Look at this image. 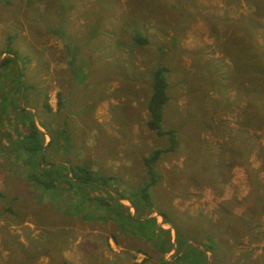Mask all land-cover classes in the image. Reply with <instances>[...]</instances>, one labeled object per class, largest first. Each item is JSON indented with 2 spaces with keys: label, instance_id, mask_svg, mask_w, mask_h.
Here are the masks:
<instances>
[{
  "label": "rangeland",
  "instance_id": "rangeland-1",
  "mask_svg": "<svg viewBox=\"0 0 264 264\" xmlns=\"http://www.w3.org/2000/svg\"><path fill=\"white\" fill-rule=\"evenodd\" d=\"M80 1L82 0H9L8 2L0 0V59L10 55L4 52L5 48H10L15 50L18 56L26 55L34 58L39 63L35 67L36 72L32 70L27 78L25 75L22 78L26 83L38 80L36 83L39 90L34 93H38L36 98L41 102L46 97L49 103L50 95L53 96L52 94H54L55 83L58 84V92L64 94V89L58 79L62 75L49 72L50 69H55L56 62L58 65L60 64L59 61H56L57 59L50 56V45L53 38L59 39L56 35V30L65 26L67 17L71 22L74 21L73 15H71L73 10L67 7L73 4L78 6L79 9L80 4L78 3ZM102 2L105 3V6L101 12L104 13L108 26H111L112 21L116 18L111 15L120 12V8L117 7L118 3L121 2L120 6L123 5L126 9L132 5H137V11L145 16L146 30H151V32H146L151 36L149 45L154 48L159 46L161 49L155 54L153 53L154 57H152L153 55H151L152 52L150 51L151 53L149 54L153 62L166 64L170 69L166 88L168 98L163 106L160 125L163 129L176 128L175 137L179 143L178 148L175 150L163 152L160 164L166 165L168 168L166 166L162 169L156 168L157 170L155 171L161 174V180L154 186L147 188V197L155 203L156 208L164 211L174 222L177 220L175 221L172 218V210L168 208L166 201V197L170 193H173V195L169 199V204L174 209H180L179 211L187 216L194 217L200 214L201 218L214 220L217 218V210L223 204L221 201L230 198L240 201L246 197L248 190L246 170L242 165H231L226 169L229 159L227 146L231 143L229 137L234 132L235 121L241 115V106L245 100V91L241 83L244 85L247 83L244 80L237 83L233 82L231 61L221 51L219 42L223 41L232 31V23L227 19L235 20L238 16L247 15L250 7L244 4L242 0H102ZM90 9L91 5L85 11L90 12ZM66 10H70L69 14ZM99 18H102V16L99 15ZM86 21L87 19H81L80 21L76 20L75 23L81 22L80 26H83ZM259 22L262 27L255 33V39L258 43L263 44L264 18H260ZM138 29L142 33L139 27ZM213 31L215 32L213 33ZM157 37L160 40H157ZM142 54L143 52L139 50L137 56H134L133 62L140 59ZM17 64L20 63L18 62ZM137 64L142 66L139 62ZM7 75L8 70L0 68V123H3L6 113L11 111V107L8 104L9 100H7L9 92L14 98L18 96L17 87L8 80ZM138 79L141 81L144 79L143 81L145 82L138 81L132 85V91L136 94V97L134 98L133 94V100L130 99L129 103L123 104L124 106L131 105L132 101L135 102V105L142 102L141 98L144 96L145 84H147L149 77L148 75L138 74ZM110 83L111 81L108 84ZM116 87L118 86L113 80L109 89ZM12 90L16 93L13 94ZM205 91L206 95H204ZM34 93L28 91L24 98L28 99L27 96L33 97ZM98 95H92L91 97L92 99H94L93 97L98 98ZM25 99H23V103L27 104ZM105 99L117 98L107 97ZM17 100H19V96ZM87 101L90 104L93 100ZM262 101L264 105V96ZM218 103H220V106H218ZM40 104L34 109L38 127L40 126L37 121V115H41L46 120L49 117L44 110H41ZM206 105L212 106L210 110L207 111L205 109ZM106 108L107 113L113 111L112 106ZM39 110H41V113H38ZM18 115V111L13 113L14 117ZM128 117H135V115L132 111H128ZM10 121L8 122L10 123ZM48 126L50 127V123H48ZM8 129H12V125H9ZM250 133L254 148L246 162L249 163L251 168L256 170L255 178L261 185L259 193L264 194V189H262L264 186V169L261 168V163L263 162L259 156V148H264V127L253 130ZM89 141L91 142L92 138ZM134 141L139 143L138 146L142 147L141 153L145 152V154L152 148L167 145L165 136L157 137L151 130L145 133L144 137H139L138 139L133 137L131 145H133ZM59 144H56L51 154L53 157L50 156V158L58 168L65 169L64 162L68 164L71 162L70 159H59L63 158V156L59 155L57 151L59 149L60 152L64 151V148H60ZM118 145H116V149ZM222 145H224L225 149L223 148L220 151ZM204 148L207 150L206 160L203 158ZM73 156L77 155H72V161H74ZM88 156L90 155H85V157ZM92 157L95 163L96 157ZM4 158L0 154V162H2L0 166V190L5 188V183L3 182L5 174L8 177L17 176L18 169L27 166L23 164L21 158L16 160L14 157H9L7 162H4ZM219 158H222L221 167L224 168L222 176L214 175L213 172L206 180V178L201 179L191 174L186 177V181L192 182H186L183 174L179 176L178 171L174 170L175 167H179L186 171L189 169V165H194L201 170V168H207L206 162L214 163L219 161ZM114 161L117 163L114 172L119 173L118 163L120 160ZM34 166L35 161L33 160L27 167L31 168ZM200 176H202L201 173ZM207 182L211 183V185L206 184ZM170 184L176 186L173 192ZM115 187L122 191H126L127 188L121 184ZM9 188L11 187L9 186ZM83 188L85 193L90 196L98 195L96 193L101 196L104 193L100 190L94 191V188L87 184H74L73 189L69 190L68 193H71L74 197L73 199L78 201L77 204L80 203L79 200L82 197L81 189ZM130 188L131 194L129 193L128 197L138 199L137 204L140 205L143 201L142 196L136 193L141 187L138 186L136 187L137 189H134V186H130ZM29 192L32 193V196L23 197L25 200L32 202L29 204L28 201L20 202L16 204V207L20 213L24 212L26 206L32 207L33 211L27 212L20 219L17 217V219L6 222L8 213H3L2 206H0V227L3 226L5 228V230L0 229V264H63L62 258L65 260V264H76L73 263V261H77L75 257H72L74 254L82 262L93 257L92 264H102V253L110 256L109 251L105 247V240L108 235L114 234V225L108 222L104 225V223L100 222L95 211H92L95 209H91L89 206L92 201L84 200L87 202V208L91 211H80L83 203H80L76 210L83 217L82 219L84 220H79V222L85 228L84 233H78L73 230L71 225H68V221L65 218L62 219L59 216V219L63 222L60 224V220H55L57 218L49 214L50 206L51 209L53 207L50 191L40 192L37 189ZM65 193H61L64 196L60 201L61 203L57 204L58 209L66 207L70 200L68 195L65 197ZM238 209L237 207L232 208L235 212ZM262 219V228L264 229V218ZM125 222L127 223V221ZM197 222L198 220L196 219L192 221L193 225ZM163 225L166 226L167 224L164 223ZM95 228L99 232L91 233V230ZM230 234V232H226L222 236L224 239L222 240L223 246L228 247V262L226 264H259L260 261L264 260V240L248 241L247 237L243 236L238 240L239 243L234 244L230 239ZM8 237H14V240L21 244L19 252H10L4 246L3 240L7 245L14 246V241L8 239ZM27 238H31L35 243H30L29 245ZM123 242L112 243L110 241L109 243H111V247L116 244L117 250H115L120 251L124 250L123 245L125 243ZM147 243L146 241L143 247L150 252L147 246H151V243ZM49 247L52 248V251L56 247L57 254L59 256L62 255V258L51 259L40 256L46 254L45 249L49 250ZM109 249L111 250V248ZM86 250L89 253L83 259L82 252L86 254ZM34 251H41L40 253L42 254L39 253V255L30 260L24 257L26 252L31 254ZM111 253L112 251H110ZM216 258L215 256L210 264H216Z\"/></svg>",
  "mask_w": 264,
  "mask_h": 264
},
{
  "label": "crops",
  "instance_id": "crops-1",
  "mask_svg": "<svg viewBox=\"0 0 264 264\" xmlns=\"http://www.w3.org/2000/svg\"><path fill=\"white\" fill-rule=\"evenodd\" d=\"M78 4H80L79 9L78 6L73 4L67 7L73 10L71 15H73L74 21L71 22L67 17L65 26L59 27L56 30V35L59 39L53 38L50 45V56L57 59L56 61H59L60 64L58 65L56 62L55 69H50L49 72L62 75L58 79L64 89V94L58 92V84L55 83L54 94H52L53 96L50 95L49 103L47 102L50 107V133L52 136L58 138L57 143H60L59 147L64 148L63 152H60V149L57 151L59 155L63 156V158L59 159H70L71 163L64 162L67 175H69L70 166H82L90 170L92 175L97 176L96 181H100L99 184H102L103 188L95 184L89 186H92L94 191H102L106 187L107 193L103 191L105 194L102 193L101 195L104 199L107 200L109 196H112L114 204H119L122 206V209L125 208L130 216L139 219V222H134L126 217L115 214V212L113 214L107 212L104 205L94 203L91 199L87 200L86 198L89 195L85 193L84 188L81 189L82 197L80 200L77 198L80 203H83L80 211H91L87 208V202L84 200L92 201V204L89 206L91 209H95L92 211H95L100 222L104 223V225H106V222L114 225V234L110 233L111 235H108L105 240V247L109 251L110 256L102 253V264H158L159 259L154 252L153 242V236L157 234L156 228H169L170 230L171 248L162 254L163 261H170L180 253L185 247V243L174 254L173 231L169 224L164 222L167 224L164 226L159 215H154L156 214L155 212L147 211L145 208L140 211L138 216H135L133 208L129 203V199L132 198L128 197L129 193L131 194L130 186H134V189H137L136 187L144 184L148 177L146 167L142 163V158L147 156L153 148L146 154L145 152L141 153L142 147L138 146L139 143L137 141H134L133 145H131V139L133 137L137 139L144 137V134L150 131L145 124V100L148 95L147 87L150 82V71L152 65L156 63L152 60V57H154L153 53L155 54V52L161 49L159 46L154 48L149 45V38L151 36L146 32H151V30H146L145 16L137 11V5H132L126 9L123 5L120 6L121 2L118 3L117 7L120 8V12L111 15L116 18L112 21L111 26H108L106 17L101 12L105 6L102 0H82ZM90 5V12H86L85 10ZM70 10H66L68 14ZM99 15L102 18H99ZM81 19H87L83 26H80L81 22L75 23L76 20L80 21ZM137 26L142 33L139 32ZM138 36L147 37L148 42L139 43L137 41ZM157 40L160 39L157 37ZM139 50L143 54L140 59L133 62L134 56H137ZM150 51L152 52V57L149 54L151 53ZM28 58L29 62L23 65V73L26 78L31 74L32 70L36 72L35 67L39 64L34 58ZM137 62L142 66L137 64ZM138 74L148 75L149 77V80L147 79L146 82L147 84H145L146 90H144V96L141 98L142 102L135 105V102L132 101L131 105L124 106L123 104L129 103L130 99L133 100L132 85L141 81L138 79ZM113 80H115L118 87L111 88L110 90L109 87ZM110 81L111 83L108 84ZM36 82L38 80L35 82L33 80L28 81L32 85L25 88L24 94L27 90L33 93L37 92L39 87ZM36 94L38 93H34L33 97L27 96L28 99L24 98L27 104H24L21 98H19V103L32 113V120L36 128L44 132L36 124V113L33 105L38 106L41 103L36 98ZM96 94H99L98 98L93 97L94 99H92L91 96ZM107 97L117 99L106 100L105 98ZM135 97L136 94H134ZM87 100L93 101L88 104ZM108 106L113 107L111 113L106 112V107ZM128 111H132L135 117H128ZM38 113H41V110ZM37 119L46 120L41 115H37ZM43 137L44 143H46L48 136L44 133ZM88 137L89 139H87ZM91 138L92 141L90 142ZM116 145H118L117 149L115 148ZM54 149L51 150V154ZM86 154L90 156L85 157ZM72 155H77L73 156L74 161H72ZM162 155L163 153L160 154L156 162L157 165L153 166L155 170H157L156 168L162 169L166 166L160 164ZM92 156L96 157V164ZM114 160H120L118 163L119 173L114 172L117 166ZM120 184L127 187L126 191L115 187ZM58 194H61V192L50 191L53 207L51 209L50 206L49 214L55 216L57 218L55 220H59V216L62 219L65 218L68 221V225H71L74 231L84 233L85 228L79 222V220L84 219L76 211L80 203L77 204L78 201L73 199L74 197L71 193L67 192L65 193V197L68 195L70 200L66 207L58 209L57 204L61 203L60 201L64 196V194ZM96 194L100 195L99 193ZM44 195L47 196L46 193ZM176 210L179 211L180 209L176 208ZM62 223L60 221V224ZM98 232L96 228L91 230L93 234ZM110 241L112 243L124 241V250L116 251V244H113L111 247ZM146 241L151 243V246L146 245L150 252L143 247ZM49 248L52 249L51 247ZM197 248L199 249L198 245ZM53 249L55 250L54 252L40 256L51 259L62 258L61 254V256L57 254V248L54 247ZM110 251H112L111 254ZM88 253V250H86V254L82 252L83 259H85ZM72 257L77 259L73 263L83 264L85 262V264H92L93 257L83 262L78 259L76 254ZM210 259L211 255L207 253L205 264H208Z\"/></svg>",
  "mask_w": 264,
  "mask_h": 264
},
{
  "label": "trees",
  "instance_id": "trees-1",
  "mask_svg": "<svg viewBox=\"0 0 264 264\" xmlns=\"http://www.w3.org/2000/svg\"><path fill=\"white\" fill-rule=\"evenodd\" d=\"M8 2L9 0H1ZM242 2L250 7V10L245 16H238L235 20L227 19L232 23V31L226 36V38L219 42L221 51H223L231 61L233 71V82L245 81L247 84L241 83V86L245 91V100L241 106V115L238 120L235 121V129L229 140V146H227L229 159L226 164V169L231 165H242L245 168V172L248 180V190L246 197L237 201L230 198L221 201V207L217 210V218L214 220H206L200 217V214L191 217L187 216L183 212H179L169 204V199L173 193L166 197L167 206L172 210V218L165 214L164 211L156 208L155 203L147 197V188L154 186L161 180V174H158L153 166L156 164L159 156L163 152L175 150L178 148V141L175 137L177 132L176 128L161 127V119L163 115V106L167 101L166 88L168 85V73L170 71L169 66L166 64L154 63L150 71V82L148 83V95L145 100L146 120L145 124L149 130H151L155 136L163 137L167 139V145L162 147H155L145 157L142 158V163L146 167L148 174L147 182L142 184L136 194L142 196V203L137 204L138 199H129L135 216L140 214L142 209H146L150 212H155L161 217L162 222L168 223L173 231V240L175 244L174 254H176L181 246L185 243V247L179 254L174 256L170 261H163L162 254L166 253L171 248L169 228L161 229L156 228L157 234L153 236L154 252L159 259L158 264H205L207 253L211 255L210 264L213 258L216 256V264H226L228 262V247H224L222 240L223 234L230 232V239L234 244L239 243L240 237H247L248 241L264 240V229L262 228V221L264 218V194H260V183L255 178L256 170L249 166L246 162L252 149L254 148L252 142L251 131L264 127V105L262 98L264 96V43L260 44L255 39V33L261 24L260 18H264V0H242ZM225 19V17H224ZM215 31H213L214 33ZM139 43L148 42L147 37H137ZM3 52V51H2ZM6 53L10 54L0 59V68L8 70L7 78L10 82L17 87L19 98L24 99L26 87H31L32 84L26 83L23 80V68L24 64L29 62V58L25 55L18 56L16 51L10 48H5ZM20 64H17V63ZM10 64V65H9ZM21 97H20V92ZM12 90V93H16ZM206 95V91L204 92ZM17 96V97H18ZM17 97L9 92L7 100L11 111L6 113L3 123H0V154L4 156V162H7L9 157L19 159L21 158L23 164L27 165L31 161H35L34 167L24 166L22 169H18L17 176L8 177L4 175L3 182L5 183L4 190H0V206H2L3 213H8V220L20 219L29 211H33L32 207L26 206L23 213L17 210L16 204L20 202H26L24 197L32 196L31 190L39 189L40 192L53 191L65 193L73 189L74 184H99L97 176L92 175L91 171L82 166H70L69 175H67L66 169H60L55 165L50 158L51 150L58 144V138L54 137L50 133L48 123L50 117L47 120L38 119L39 126L44 130L39 131L36 128L33 120L32 113L19 103ZM14 99V100H13ZM17 100V102H16ZM36 106V105H35ZM33 105V108H36ZM220 106V103H218ZM212 106H205L208 111ZM41 110L50 115V107L47 103L46 97L43 98L40 104ZM221 108V107H220ZM18 111L19 115L14 117L13 113ZM9 120L10 123L8 122ZM12 125V129H8V126ZM23 126V127H22ZM48 136L46 143H44L43 134ZM60 140V139H59ZM221 146V145H219ZM225 149L224 145L220 147V151ZM20 153V155H18ZM259 156L262 158L261 168L264 169V148H259ZM207 150L204 148L203 158L206 160ZM222 158L214 163L206 162L207 168L198 169L194 165H189L188 170H182L179 167H175V171H178L179 176L183 174L186 181L188 175H195L201 179L207 178L212 175H221L224 172V168L221 167ZM14 162V161H13ZM2 162H0V166ZM18 166H20L18 164ZM187 166V165H185ZM200 173L202 176H200ZM21 177H19V176ZM24 178V179H23ZM192 182V181H186ZM211 185V183H206ZM29 185V186H28ZM9 186L11 188H9ZM100 188H103L102 186ZM170 188L173 192L176 186L170 184ZM264 189V186L263 188ZM64 191V192H62ZM102 191L106 192L105 189ZM24 196V197H23ZM91 199L94 203L102 204L105 206V210L109 213H114L126 217L127 219L139 222V219L132 217L129 213L122 209L119 204H114L112 196L108 199H104L102 196L93 195L86 198ZM32 201H28V204ZM239 208L237 212L232 208ZM198 222L193 225V220ZM262 219V220H261ZM60 220V219H59ZM61 221V220H60ZM1 230H5L3 226ZM186 231V232H185ZM4 233V231H3ZM14 241V246L7 245L3 240L4 246L10 252H19L20 243L14 240V237H8ZM30 243H35L31 238H27ZM189 240V241H188ZM58 243V242H56ZM199 246V249L197 248ZM48 248V247H47ZM233 248V247H232ZM53 249H45L46 254L54 252ZM41 251H34V253L24 254L27 260H30L37 256ZM25 260V259H24ZM63 264L65 261L61 259ZM244 264V263H243ZM255 264V263H252ZM264 264V260L259 262Z\"/></svg>",
  "mask_w": 264,
  "mask_h": 264
},
{
  "label": "water",
  "instance_id": "water-1",
  "mask_svg": "<svg viewBox=\"0 0 264 264\" xmlns=\"http://www.w3.org/2000/svg\"><path fill=\"white\" fill-rule=\"evenodd\" d=\"M189 241V240H188Z\"/></svg>",
  "mask_w": 264,
  "mask_h": 264
}]
</instances>
